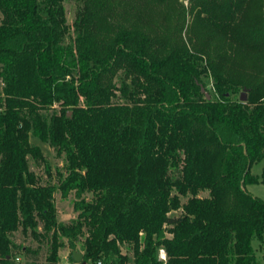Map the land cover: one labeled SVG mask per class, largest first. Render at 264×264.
<instances>
[{
  "label": "trees",
  "instance_id": "1",
  "mask_svg": "<svg viewBox=\"0 0 264 264\" xmlns=\"http://www.w3.org/2000/svg\"><path fill=\"white\" fill-rule=\"evenodd\" d=\"M64 1L0 0V264L42 244L46 264H258L264 0H73L72 29Z\"/></svg>",
  "mask_w": 264,
  "mask_h": 264
},
{
  "label": "rangeland",
  "instance_id": "2",
  "mask_svg": "<svg viewBox=\"0 0 264 264\" xmlns=\"http://www.w3.org/2000/svg\"><path fill=\"white\" fill-rule=\"evenodd\" d=\"M184 2L185 4H188V0H184ZM76 5H77L76 2L73 0L64 1L67 22L69 26L71 27V29H72V26H73V23L76 17L75 16ZM1 17H2V13L0 11V23L2 19ZM202 79L205 81L206 89L211 94L213 79H211V77L206 73L202 74ZM0 90H1V87H0ZM31 141L35 144H38L41 150L44 151V154L46 155L47 160L51 166L52 175H53L52 180L53 182H57V177H56L57 170L61 169L64 171L63 156H58L56 153V150H54L47 142H43L42 140H40L38 137L34 135L31 136ZM31 167H33V169L37 172V174L42 178L43 181H46L47 172L44 166L42 165L38 166L34 164L33 162H31ZM263 167H264V158L262 159L261 162L254 164L252 168V172L256 175H261ZM247 188L252 194L259 196L262 199L264 198V182L256 183V184H248ZM203 195H207V193L205 192L203 193ZM87 196L89 198L91 197L90 194H88ZM54 199H56L55 202L57 206L58 222L62 224L69 223L77 218V212L74 209L75 195L73 191L70 192L68 196H64V195L62 196L61 191L57 189L54 193ZM183 200H186V198H183ZM172 213L176 214L177 212H172ZM15 239L25 246L36 248L39 245V243L36 240H34L32 237L22 234L21 231L15 232ZM251 244L253 245V248L256 254V260L258 261V264H264V239L263 241H261L259 240L257 236H254L251 240ZM39 247L40 248L38 250V253L32 255L30 258L26 257L23 254H19V257H20L19 264H27V263L30 264L32 261L39 262L41 264H46L48 245L42 244ZM122 248L124 252H128L129 254H132V251H129L126 247H122ZM71 251L72 249H70L68 246H65L64 248H62V250L60 251V261L58 264H76V263H72L69 258ZM76 251L84 252L81 242L78 244ZM160 255H161V258L163 259L162 251L160 252Z\"/></svg>",
  "mask_w": 264,
  "mask_h": 264
},
{
  "label": "water",
  "instance_id": "3",
  "mask_svg": "<svg viewBox=\"0 0 264 264\" xmlns=\"http://www.w3.org/2000/svg\"><path fill=\"white\" fill-rule=\"evenodd\" d=\"M201 90L202 92L205 94V96L210 99L212 98L211 94L209 93V91L206 89V87L201 84ZM247 90L246 88L243 89V91L240 93V100L241 101H244L247 99ZM69 114H70V111H69ZM73 257H74V260L77 262V263H85V261L83 260V253L82 252H78V251H74L73 252Z\"/></svg>",
  "mask_w": 264,
  "mask_h": 264
},
{
  "label": "built area",
  "instance_id": "4",
  "mask_svg": "<svg viewBox=\"0 0 264 264\" xmlns=\"http://www.w3.org/2000/svg\"><path fill=\"white\" fill-rule=\"evenodd\" d=\"M161 251H162V257H163V259H165V256H166L165 250L162 249ZM16 260L19 261V260H20V257L17 256V257H16ZM98 264H100V261H98Z\"/></svg>",
  "mask_w": 264,
  "mask_h": 264
}]
</instances>
